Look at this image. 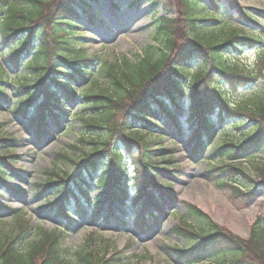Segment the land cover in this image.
<instances>
[{"label": "trees", "instance_id": "1", "mask_svg": "<svg viewBox=\"0 0 264 264\" xmlns=\"http://www.w3.org/2000/svg\"><path fill=\"white\" fill-rule=\"evenodd\" d=\"M94 1L0 0L1 109L9 108L41 141L50 135L49 120L59 128L60 116L68 115L63 104L82 108L85 132L76 145L80 156H56L58 162L71 163L75 172L53 169L38 186L39 196L69 190L77 181L85 186V176L98 175L95 184L101 197L106 201L111 196L109 219L124 216L127 203L144 206L150 194V219H144L140 208L129 216L145 232L174 205L173 188L183 175V169L174 166L175 150L161 144L167 137L172 145L185 138L193 159L216 157L208 174L234 196H254L264 187V26L259 23L264 10L247 8L241 0H145L163 13L176 9L177 18L159 19L153 44L134 59L120 56L109 62L89 55L76 40L78 7L91 9ZM207 4L213 12L202 8ZM222 7L237 20H221ZM246 50H256L249 66L237 58ZM27 67L37 76L16 80ZM9 87L15 88L16 98L6 95ZM184 118L189 133L181 128ZM246 125L245 132L232 135L231 126L239 131ZM17 142L0 123V199L7 190L15 191L10 182L23 173L13 150ZM119 145L133 158L135 183L143 176L131 202ZM79 171L82 175L76 179ZM157 177L162 180L157 182ZM82 196L88 199L87 193ZM60 200L47 202V209L66 219L69 210L58 207ZM103 209L101 203L91 212L93 220ZM4 212L14 216L17 211L0 201V215ZM187 216L192 224L182 221L173 230L189 246L171 249L177 264H264L263 217L243 240L215 225L197 207L190 206ZM31 231L23 228L6 241L0 237V264H127L121 257L108 260L93 239L70 258L62 234L39 227L29 238Z\"/></svg>", "mask_w": 264, "mask_h": 264}, {"label": "rangeland", "instance_id": "2", "mask_svg": "<svg viewBox=\"0 0 264 264\" xmlns=\"http://www.w3.org/2000/svg\"><path fill=\"white\" fill-rule=\"evenodd\" d=\"M134 2L135 0H98L91 5V9L78 7L82 18L78 24L79 33L76 35L80 39L76 40L81 41L80 46L89 55L102 56L103 61L111 62L120 56L134 59L142 49L153 44L160 18H177L178 16L176 9L163 13L160 8H155L156 13H154V7L145 3L144 0L137 5H134ZM241 4L250 9L264 10V0H241ZM202 8L209 12L214 10L211 4ZM219 16L221 20H237L230 12H226L224 7L220 8ZM259 23L264 26V20H259ZM2 52H9V50L3 49ZM255 56L256 50H246L237 58L249 66L253 63ZM195 65L198 66V63L195 62L193 66ZM37 74L35 69L27 67L16 80L25 75L32 81ZM6 95L9 98H16L15 88L9 87ZM3 105L0 99V123L5 128V132L18 140L13 150L18 156V167L23 170L20 178L10 182L11 187H14L18 194L7 190L1 196V204L17 211L16 215L19 216L16 218V215H5L0 218V237L5 238L4 241L15 236L16 231L23 228L33 229L30 235L32 238L35 229L40 227L47 232L63 234L62 242L70 258L79 249L89 245L93 239L95 240L93 245L108 252L110 259L121 257L127 264H176L174 252L171 249L189 246L183 239L177 238L173 230L182 221L187 220L192 224V220L187 216L190 206L199 208L209 215L217 226L243 240L249 238L251 227L259 217H263L264 220V187L258 188L252 197L234 196L230 188L219 184L208 174L209 167L217 161L216 157L206 154L203 158L193 159L185 138H178L177 143L172 145L171 138L167 137L161 141V144L175 150L174 166L181 167L183 175L173 188L175 205L168 206L151 229H146L142 233L136 221L129 220V215H133L131 205L128 206V211H125V216H118L126 222L124 224L127 227L117 224L114 220L106 219V212L100 215L97 221L93 220L91 216H88L90 211L80 205L78 201L82 199L80 194L75 202H71L74 205L72 211L74 221L65 222L55 210L47 211L46 208L47 201L53 202L54 198L58 197V193L51 191L43 197L39 196L37 191L40 192L38 186L46 180V175L50 174L52 169L74 172V167L67 161L56 164V156L60 153H67L73 158L80 156V149H76V145L85 132L80 119L82 108H77L76 104H63L62 111L67 112L68 115L60 116V127L53 126L49 120L50 135L38 141L28 130L27 123L13 114L9 108L2 110ZM182 126L189 133L191 126L187 118L182 120ZM246 126L240 127L239 131L231 126L232 135L236 136L245 132L249 128L248 125ZM119 149L125 152L124 146L119 145ZM124 154V161L129 168L127 180L131 200L141 188L143 176L139 175L136 184L131 181L134 178L133 158L127 155V152ZM261 155L264 158V152ZM161 180V177L156 178L157 182ZM242 184L247 185L245 181H242ZM88 185L91 188L90 200L101 196V189L97 185L90 180ZM81 188L82 184L78 183L74 190L80 192ZM103 199L104 197L100 199V202ZM108 201L109 199L105 203ZM90 205L91 210L98 208L93 204ZM144 209L148 216L154 212L151 207ZM223 259V257L220 258V261Z\"/></svg>", "mask_w": 264, "mask_h": 264}]
</instances>
